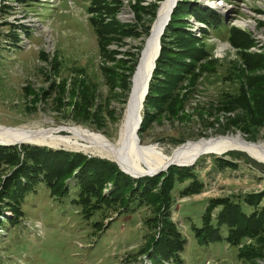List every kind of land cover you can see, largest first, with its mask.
<instances>
[{"label":"rangeland","instance_id":"obj_1","mask_svg":"<svg viewBox=\"0 0 264 264\" xmlns=\"http://www.w3.org/2000/svg\"><path fill=\"white\" fill-rule=\"evenodd\" d=\"M105 1L115 4L113 16L118 22L133 25L137 31L136 36L115 37L106 44L107 49L115 50L112 60L98 55L89 23V18L96 16L88 10L90 0H0V125L12 129L51 127L61 134L66 132L62 128L68 126L101 134L112 141L117 138L127 99L121 101L124 94L119 86L107 89L98 66L103 62L116 74L127 72L143 37V27L149 26L144 45L162 0ZM180 1L186 4L180 24L188 37L181 40L183 32L172 34L168 29L163 37L164 46L175 52L179 48L174 43L181 42L186 47H194L195 51H191L194 55H197L196 49H203L205 53L193 61L192 73L184 74L171 89L172 95L160 111L155 104H147L148 122L137 133L140 143L170 153L187 141L233 134L264 145V119L255 124L250 120V111L241 107L242 103L227 111L219 110L222 95H239L242 90L244 99L253 106L252 97L264 95L260 88L264 87L260 81V78L264 79V0ZM192 8L210 10L214 16L210 24L197 19ZM152 11L155 12L153 19ZM232 28L246 34L249 44L243 47L231 44L228 36ZM11 30L17 34V40L9 36ZM222 45L226 46L221 49ZM143 50L141 47L140 55ZM244 53L261 55V61L256 62L255 67H248L242 60ZM54 56L59 60L60 76L67 77L70 66L84 68L96 84L94 102L101 103L107 112L100 108L98 113L97 107L92 105L87 108L91 116H86V124L76 122L70 118L72 111L68 104L76 98L74 96L70 101L68 94L63 95L64 102L55 108L51 100L53 94L47 97L42 94L53 77L48 63ZM180 58L185 62L192 61L187 55ZM157 74L161 79L163 74ZM154 82L159 84L156 79ZM128 85L131 87V80ZM206 109H211L210 115L202 113L199 117L195 113V110L204 112ZM166 110H174L173 115L168 117ZM211 119L214 120L206 124ZM42 146L104 158L90 149ZM228 151L241 152V155L227 153L224 156L235 162L236 167L219 168L213 157L221 154H201L189 167L202 182L200 191L182 195L180 190L188 180L175 183L170 191V217L185 238V244L177 260L161 264H264L263 259L246 261L238 258L236 247L223 238L208 244L198 243L190 229L200 226V216L209 197L245 195L264 188V163L244 151V155L240 150ZM12 169L9 165H0V191L4 178ZM166 169L161 172L165 173ZM110 187L111 183L106 182L102 192L107 193ZM76 192L77 187L70 180L65 196L51 197L46 185L38 181L22 197L18 206L21 214L14 224L9 223L13 214L6 198L0 195V264H150L145 255L138 253L149 233L144 223L145 207L131 213L94 211L84 219L79 206L72 201ZM234 199L244 212L252 209L243 204L239 195ZM259 206H264V197ZM103 213L109 217L104 218ZM95 221L100 222L101 227L93 225ZM225 233L226 226L222 225L220 234L223 237ZM244 241L250 242V239Z\"/></svg>","mask_w":264,"mask_h":264},{"label":"trees","instance_id":"obj_2","mask_svg":"<svg viewBox=\"0 0 264 264\" xmlns=\"http://www.w3.org/2000/svg\"><path fill=\"white\" fill-rule=\"evenodd\" d=\"M90 1L88 10L96 14V16H91L89 23L95 35L98 55H100V58L112 60L115 50L107 49L105 47L106 44L115 39V37L136 36L137 31L133 25L120 23L114 18L115 4L110 5L105 0ZM157 5L154 6L156 7ZM185 5L184 1L176 0L169 14L168 23H166L160 35V48L154 60V68L148 81L137 133L148 122L147 104L149 102L150 104H155V106H158L157 110L160 111L162 106L171 97V89L177 86L184 74L192 73L193 61L205 53L203 49H196L197 55H194L191 52L195 51L194 47H186L181 42L174 43L179 48L175 52L172 51L173 49L171 50L164 46L163 37L168 29L172 31V34L183 32V37L180 36V39H187V32L182 28V24H180L182 19L180 16L184 11ZM193 10L197 19L208 24H210V19L214 17L208 9L194 8ZM154 15L155 12L152 11V19ZM104 17H108V19ZM148 28L149 26L147 28L143 27V37L136 51L133 53V58L127 67V72L121 74L123 76L120 73L116 74L114 69L105 66L106 64H103V62L98 66L102 81L107 89H112L115 85L122 89V94L124 95L121 101L125 102L126 100V91L127 93L129 91V79L139 57L143 39L147 35ZM11 31L9 36L17 40V34L14 30ZM24 31L27 34V31ZM228 41L234 46L240 47L249 44L248 36L234 28L229 30ZM183 55L189 56L192 61H183L180 58ZM261 58V55L242 54V60L248 67H255V63L261 61ZM48 64L51 69L50 74L53 77L47 88L42 91V94L46 97L51 93L53 94L51 100L55 108H58L64 102V94H68V100L70 101L75 96L76 100L73 102L69 101L70 103L67 102L71 106L70 111H72L70 118L76 122H81V124H86L84 123L87 122L85 121L87 119L86 116H91L90 111L87 109L88 107L95 105L94 107H97L98 113L101 112L100 108L104 109L101 103L96 104L94 102L96 84L89 79L83 67L70 66L68 68V76L66 77L60 76L59 60L55 56ZM159 72L163 74L161 79L157 76ZM259 78L257 81H259ZM154 79L159 84H156ZM260 81L262 82L261 85L264 86V79L260 78ZM260 88L264 91V87ZM66 90L67 92H65ZM54 93L56 94L55 96ZM220 99L221 105L219 106V110L227 111L242 103L241 107L245 111L246 109L250 111V120L254 121L255 124H259L264 119V95L258 98L252 97L255 106L251 103L249 104V100L246 98L244 99L242 90L239 95H222ZM104 111L107 112L106 108ZM173 111L166 110L167 116L171 117ZM211 112V109H206L204 112L195 110V113L199 117L203 115L202 113H205L206 116L210 115ZM74 113L76 115H73ZM213 120L211 119L206 124L209 125ZM227 153L241 155V152L226 151L220 156L213 157L219 168L236 167L235 162L224 158ZM1 164L13 167L10 174L4 178L0 191V195L6 198L7 206L12 211L13 219L9 220L11 224L16 223L18 216L21 214L18 206L22 197L40 180L46 185L51 197L65 196L68 193V183L72 180L73 184L77 187L76 197L72 201L79 206V213L84 219H88L94 211H101V214L102 210H111L115 213L121 211L131 213L137 208L145 207L147 209V216L144 218V223L149 233L142 246L138 249V253L145 255L150 264H161L170 260H177L178 253L182 251L185 244V238L177 230L170 217L172 198L170 191L173 189L175 183L184 180L189 181L180 190L182 195L197 193L202 187V182L197 179L194 170L186 166L179 167L172 165L166 169L165 173L160 172L153 176L133 178L120 171L121 169L118 165L107 158L87 156L79 151L53 150L45 146L0 145ZM106 182H110L111 187L104 194L102 187ZM238 195L241 197L244 205L252 208L249 212H244L241 204L234 199ZM263 197L264 188L245 195L230 194L209 197L200 216V226L190 227L195 239L198 243L208 244L223 238L226 243L236 247V256L238 258L246 261L264 260V206L258 207ZM216 207L218 208L214 216H212L211 214ZM105 214L103 213L104 218L109 217ZM93 225L101 227L102 224L95 221ZM222 225L226 226V233L223 237L220 234V227ZM246 238L250 239V242H245Z\"/></svg>","mask_w":264,"mask_h":264},{"label":"bare ground","instance_id":"obj_3","mask_svg":"<svg viewBox=\"0 0 264 264\" xmlns=\"http://www.w3.org/2000/svg\"><path fill=\"white\" fill-rule=\"evenodd\" d=\"M174 1L162 0L160 2L155 20L145 39L144 50L140 55L141 58L139 57L140 62L136 73L131 79V89L115 140H109L98 133L68 126L62 128L66 132L61 134L51 127L12 129L0 125V143L51 147L65 145L90 149L117 163L123 172L133 178L148 176L171 165H191V162L193 163L201 154H222L230 149L244 151L255 160L264 163V145L262 143L245 141L242 137L233 134H228L223 138L210 137L198 141H187L175 147L170 153L151 144L136 142L138 135L133 133V122L142 115L144 100L142 96L148 73L146 71L150 68L151 61L158 50L161 37L158 33L160 30L162 32L163 23L167 22L169 10L172 9L171 5ZM224 46L226 45H222L220 48L222 49Z\"/></svg>","mask_w":264,"mask_h":264},{"label":"water","instance_id":"obj_4","mask_svg":"<svg viewBox=\"0 0 264 264\" xmlns=\"http://www.w3.org/2000/svg\"><path fill=\"white\" fill-rule=\"evenodd\" d=\"M175 2H176V0L172 3V7L171 8H173L174 7V5H175ZM171 10L172 9H170L169 10V14H170V12H171ZM167 19H169V16L167 17ZM168 21V20H167ZM166 23L167 22H164L163 24H164V26L166 25ZM151 27V26H150ZM161 28V27H160ZM159 35H161L162 34V32H161V30L159 31V33H158ZM144 46H145V44L143 45L142 44V49L144 48ZM159 48H160V45L158 46V50L156 51V54L154 55V59H152V63H151V66H150V68L149 69H147V71L146 72H148L147 73V75H146V80H145V88H144V92H143V96H142V98H144V96H145V94H146V92H147V86H146V82H147V80H149L150 79V76H151V71L153 70V68H154V60H155V58L157 57V55H158V52H159ZM140 53H141V49H140V52H139V57H140ZM137 58V61H136V64H135V66H134V69H133V71H132V74H131V77H130V79L129 80H131L132 78H133V76L135 75V73H136V70H137V67H138V65H139V62H140V58ZM129 89H130V86H129ZM130 91V90H129ZM129 91H128V94H129ZM128 94H127V100H128ZM138 119V120H137ZM137 119H135V122H133V124H134V129H133V133H134V135H137V131H138V129H139V123H140V121H141V117L140 118H137ZM219 136V134H216V135H214V136H212V138H214V137H218ZM136 137V136H135ZM139 141V138L137 137L136 138V142H138ZM0 145H6V146H8V145H13V144H6V143H0ZM28 145H30V144H28ZM35 146H38V145H35ZM230 150H232V149H230ZM243 152V151H242ZM245 153V152H244ZM245 154H247V153H245ZM193 163L191 162V165H192ZM191 165H184V166H186V167H190ZM179 166H183V165H179ZM120 170V169H119ZM165 170V169H164ZM164 170H162V169H159V170H157L156 172H154V173H151V174H149L148 176H153V175H157V174H159L161 171H164ZM120 171H122V170H120ZM125 173V172H124Z\"/></svg>","mask_w":264,"mask_h":264}]
</instances>
